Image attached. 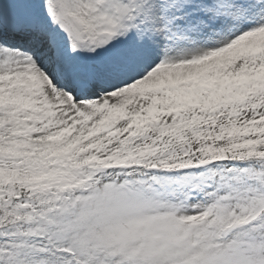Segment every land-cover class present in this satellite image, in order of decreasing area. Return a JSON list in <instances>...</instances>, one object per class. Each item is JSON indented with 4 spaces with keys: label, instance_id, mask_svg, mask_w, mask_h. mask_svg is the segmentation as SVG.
I'll use <instances>...</instances> for the list:
<instances>
[{
    "label": "snow or ice",
    "instance_id": "1",
    "mask_svg": "<svg viewBox=\"0 0 264 264\" xmlns=\"http://www.w3.org/2000/svg\"><path fill=\"white\" fill-rule=\"evenodd\" d=\"M0 264H264V0H0Z\"/></svg>",
    "mask_w": 264,
    "mask_h": 264
}]
</instances>
